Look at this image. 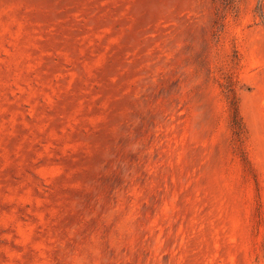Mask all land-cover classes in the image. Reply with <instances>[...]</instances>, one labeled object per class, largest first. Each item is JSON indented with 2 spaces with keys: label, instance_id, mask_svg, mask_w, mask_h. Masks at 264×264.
<instances>
[{
  "label": "rangeland",
  "instance_id": "1",
  "mask_svg": "<svg viewBox=\"0 0 264 264\" xmlns=\"http://www.w3.org/2000/svg\"><path fill=\"white\" fill-rule=\"evenodd\" d=\"M0 264H264V0H0Z\"/></svg>",
  "mask_w": 264,
  "mask_h": 264
},
{
  "label": "trees",
  "instance_id": "2",
  "mask_svg": "<svg viewBox=\"0 0 264 264\" xmlns=\"http://www.w3.org/2000/svg\"><path fill=\"white\" fill-rule=\"evenodd\" d=\"M231 96H229L231 112H232V127L233 132L236 135L237 141L240 142L243 132H244V125L242 118L239 113V103L238 98L236 97L235 92L233 89L230 88Z\"/></svg>",
  "mask_w": 264,
  "mask_h": 264
}]
</instances>
